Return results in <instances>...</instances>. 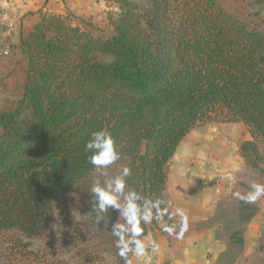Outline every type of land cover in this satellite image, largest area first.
Here are the masks:
<instances>
[{
  "label": "trees",
  "instance_id": "16d2710c",
  "mask_svg": "<svg viewBox=\"0 0 264 264\" xmlns=\"http://www.w3.org/2000/svg\"><path fill=\"white\" fill-rule=\"evenodd\" d=\"M112 2L119 13L109 19L107 37L44 13L23 38V92L12 110L0 113V235H47L56 201L90 193L100 170L91 157L99 150L86 145L99 131L119 153L113 165L121 173L131 169L124 177L127 197H139L140 217L148 207L154 226L173 224L167 164L196 125L242 123L251 140L241 144V155L264 173V32L217 0H148L145 8ZM253 3L264 6V0ZM97 213L116 217L96 201L79 226L115 246L121 237L101 231ZM139 226L135 238L123 231L129 251L121 255L119 247L116 264H125L135 239L147 236L142 218ZM26 246L16 241L0 264H52Z\"/></svg>",
  "mask_w": 264,
  "mask_h": 264
},
{
  "label": "crops",
  "instance_id": "0c3cea01",
  "mask_svg": "<svg viewBox=\"0 0 264 264\" xmlns=\"http://www.w3.org/2000/svg\"><path fill=\"white\" fill-rule=\"evenodd\" d=\"M94 2L0 0V33L11 35L10 40L1 44L4 50L0 59L8 53L9 43L16 47V33H25L21 36L22 46L23 36L44 13L89 17L98 12ZM213 130L214 135L201 141L206 153L202 152L194 161L205 168L171 174L173 226L180 227L181 217L176 215V209L180 208L186 217L187 230L181 235L179 228L167 233L165 239L161 233L153 237L148 231L141 240L145 255L137 257L134 249L125 264H145L148 257L150 264H264V197L248 204L234 196L237 192L246 193L253 182L240 152L241 144L251 137L240 122L222 124ZM184 160L178 161V167H187ZM169 180L167 173L166 186ZM153 243L157 246L155 251Z\"/></svg>",
  "mask_w": 264,
  "mask_h": 264
},
{
  "label": "rangeland",
  "instance_id": "374dc122",
  "mask_svg": "<svg viewBox=\"0 0 264 264\" xmlns=\"http://www.w3.org/2000/svg\"><path fill=\"white\" fill-rule=\"evenodd\" d=\"M128 1L139 8H145L148 5V0ZM217 1L237 19L251 24L264 32V6L255 5L253 3L254 0ZM94 3L99 7L95 15L83 18L68 13V15L64 17L67 18L70 25H77L82 30L95 37H107L112 34L109 19L117 16L119 13L118 7L112 0H96ZM5 33L7 32L0 33V53L4 50V48L1 47L4 40L11 39V35H4ZM24 34L25 33H19L18 35L16 33L14 42L16 43V47L12 48V44L9 43L8 53L6 56H3L4 59H0V113L12 110L23 92L27 63L22 53L20 41L22 38L21 36ZM222 124L226 123L223 121H212L196 125L178 145L166 170L170 176V180L166 186L165 196L167 205L172 212V172L181 170L183 173H186L188 170H202V168H205L203 164H194V161L197 160V157L201 156L202 152L206 153L203 148L204 144H202L201 141H203L204 137L210 136V134L214 135L216 131H214L213 128ZM260 147L262 150V145H260ZM183 159H185V163L188 164L187 167H182L181 165L178 167V161L181 160L182 162ZM244 161L250 169L253 182L264 184V173L253 170L245 159ZM259 166L263 169L262 171H264V165L260 163ZM119 176H122V173L118 166L111 165L107 169L100 168L94 179H92L91 184H89V187H92L94 183H98L105 191H110L109 184H112L114 188L115 185L113 182ZM113 195L117 197V201L121 205V208L111 206L116 214L115 220L110 221L108 217H102L99 213L96 215L98 219L102 221L101 231L111 236H115L117 231H121L118 225H123V228L127 229L124 232L130 231L131 229V225L128 224L127 218L123 214V209L128 203L126 191L124 190L121 193L113 192ZM96 201H99L97 194L93 193L91 190L90 193H88L86 189L82 190V192L74 191L69 196L56 201L54 203V219L48 234L30 239H26L14 231L0 235V259L12 252L9 249H13L12 247L16 244V241L19 240L27 245V253L31 256H36V258L46 257L47 261H50L52 264H116L119 259L118 244L120 241H117L116 244H114L115 246H110L113 242L104 244L103 239L100 240L98 236L91 234V232H88L86 229H81V226L78 224L80 221L88 219V210L95 207ZM146 224L149 235L156 233L160 234V229L165 225L162 221L158 223L157 226L152 225L150 221ZM175 227L176 229L174 228V232H177V229L179 230L180 227ZM88 230H93L92 226H90ZM166 234H161V238L165 239Z\"/></svg>",
  "mask_w": 264,
  "mask_h": 264
},
{
  "label": "clouds",
  "instance_id": "9594fccd",
  "mask_svg": "<svg viewBox=\"0 0 264 264\" xmlns=\"http://www.w3.org/2000/svg\"><path fill=\"white\" fill-rule=\"evenodd\" d=\"M94 140L92 142H89L86 145V149H98L99 151L91 157V163L98 168L107 169L109 166L113 165L116 161L119 160L120 156L118 151L116 150V147L114 145V142L112 138L105 132V131H99L93 134ZM132 172L131 169L128 167H125L123 169L122 176L117 177L114 180V188L112 187V184H109L110 191H105L103 188H101L98 184L94 185L91 189L93 193H96L99 199V209L100 210H106L109 206H113L115 208H121V205L117 201V197L113 195L114 193H121L125 189V179L124 177L131 176ZM234 196L236 199L241 200L245 203L252 204L255 203L257 200H259L261 197H264V184L251 182L249 185V190L246 193H234ZM136 199H139L135 194H130L128 197V203L123 209V214L127 218V222L129 225H131L130 231L133 233V237H138L142 229L140 228V219L142 218L144 222H148L152 219V213L148 207H145L144 213L142 217H140V210L138 205L134 202ZM164 213L160 212L159 215L162 216ZM176 215L181 217V224H180V234L182 235L184 231L187 230V223H186V217L182 209L177 208L176 209ZM140 217V218H138ZM159 218V217H158ZM164 230L168 232L169 234L174 232L175 226H167L164 225ZM118 228L121 229V231H117L115 235L120 236V242L118 244V247H120V254L126 255V253L129 251L128 243L124 241L123 237V231H126L127 229L123 228V225H118ZM135 254L137 257H143L145 255V245L144 242L135 239ZM153 250L155 251L157 246L155 243L152 245ZM151 257H148V259L145 261V264H150Z\"/></svg>",
  "mask_w": 264,
  "mask_h": 264
}]
</instances>
